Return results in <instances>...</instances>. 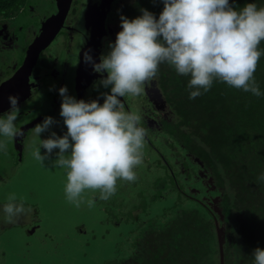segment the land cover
I'll return each mask as SVG.
<instances>
[{"label":"clouds","instance_id":"1","mask_svg":"<svg viewBox=\"0 0 264 264\" xmlns=\"http://www.w3.org/2000/svg\"><path fill=\"white\" fill-rule=\"evenodd\" d=\"M162 4L158 16L143 7L132 18L120 13V30L98 62L89 51L83 53L85 63L101 74L93 86L109 89L98 93L102 102L78 99L61 85L59 115L66 131L62 135L52 131L57 121L50 115L32 128L36 143L30 145L31 155L42 163L58 150L51 162L64 170L65 198L76 207L84 203L85 190L107 201L117 191L118 180L137 179L135 169L142 163L148 130L141 115L126 110L121 98L141 95L161 64L189 77V99L207 92L214 80L264 96L254 77L264 55L259 47L264 41V0L259 4L247 0L239 8L233 6L234 0H162ZM7 100L9 108L0 114V152H6L5 138L23 135L15 123L19 97L9 93ZM45 132L49 135L42 139ZM0 210L12 223L29 215L32 207L10 194ZM251 257L253 264H264V248L254 247Z\"/></svg>","mask_w":264,"mask_h":264},{"label":"trees","instance_id":"2","mask_svg":"<svg viewBox=\"0 0 264 264\" xmlns=\"http://www.w3.org/2000/svg\"><path fill=\"white\" fill-rule=\"evenodd\" d=\"M24 1L0 0V13L12 14ZM246 2L234 0L233 6ZM142 7L158 16L163 4L162 0H123L129 18L139 15ZM259 47L264 49V41ZM254 77L264 91V55ZM188 79L161 64L155 85L159 101L144 91L140 95L150 115L155 106L167 105V114L158 123L163 136L156 142L148 131L145 138L162 172L154 177L150 190L129 200L128 216L116 214L103 202L105 221L132 224L120 239L130 240V254L104 264H220L215 218L222 227L224 264H253L251 250L264 248V96L214 80L207 92L189 99ZM96 90L109 91L102 86ZM197 169L206 176L208 198L193 196L187 188L186 180L196 182ZM171 196V204L153 213L154 203Z\"/></svg>","mask_w":264,"mask_h":264},{"label":"rangeland","instance_id":"3","mask_svg":"<svg viewBox=\"0 0 264 264\" xmlns=\"http://www.w3.org/2000/svg\"><path fill=\"white\" fill-rule=\"evenodd\" d=\"M12 35L13 32L10 30L0 29V36L6 41L12 40L14 37ZM14 47L16 48V45ZM57 47V44L53 46L55 53L59 51ZM65 54L63 51V61L67 58ZM2 58L5 63L10 57L2 55ZM63 66L64 63L60 64L59 69ZM144 92L149 95L147 86L144 87ZM139 96L125 97L127 103H124L128 111L138 112L143 123L149 124L148 120L155 122L153 118L148 117ZM153 109L159 113L165 110V105L162 104L160 109L156 106ZM148 129L153 139L156 138V142L163 136L158 125L149 126ZM51 130L61 135L62 129L58 125L53 124ZM48 135V132L42 133L41 138ZM5 142L10 152L6 153L9 157L7 159L0 153V209L7 202V197L15 194L18 200H23L27 206L32 207V212L25 217L28 218L25 223L21 221L9 223L0 210V264H104L106 261L115 262L118 258L130 254V240L120 239L125 237L126 230L128 231L132 224L117 225L110 223V220L105 221L106 211L103 202L113 211H117L116 214L128 216L126 212L130 207L129 200L138 198L140 191H147L152 186L154 177L162 172L153 160L156 156L154 150L148 151L145 145L142 163L135 169L137 179L134 182L118 180L117 191L107 201H99L95 199V192L85 190L84 203L76 207L65 198L64 170L53 167L51 162L58 150H53L49 158L42 163L35 160L31 155L30 145L36 143V138L32 135L21 161L14 155L12 141L5 138ZM161 145L163 148L164 144ZM41 152H44L42 147ZM168 152L175 159L174 153L171 150ZM200 169H197L196 182L189 183V180H186L187 188L193 196L208 198L206 176ZM89 200L94 202L89 205ZM173 200L174 197L171 196L165 201L154 203L153 213L161 212L162 208L171 204ZM120 210L123 211L119 212ZM135 211L137 213V210Z\"/></svg>","mask_w":264,"mask_h":264},{"label":"flooded vegetation","instance_id":"4","mask_svg":"<svg viewBox=\"0 0 264 264\" xmlns=\"http://www.w3.org/2000/svg\"><path fill=\"white\" fill-rule=\"evenodd\" d=\"M87 1L88 0L71 1L69 11L64 20V26H68V29H60L50 44L40 51L37 64L33 67L32 74L30 76L33 87L29 97L20 103V111L15 121L16 125L23 130V135L10 139V141H12L11 147L13 149L14 155L21 161L24 150L26 149L28 141L32 136L33 126L36 123L41 122L45 115H50L55 118L57 123L54 125L61 127V135L66 131V126L63 124L62 117L59 115L60 96L57 92V89L61 85H66L69 94L76 97V94H74V92L71 90V82L73 77L72 68L76 67V65L73 63L75 60L74 52L77 48V45L74 41L76 36L81 35L80 30L84 31L85 29L84 18L81 13L84 11L88 3ZM92 1L95 0H91V2ZM57 11L56 0H41V3H39V0H25L19 4L16 12H12V14L10 13L7 15L0 13V29L3 28L5 31L10 30V32H13L12 36H14L10 41H6L2 36H0V82L12 74L14 68L17 67V65L21 62L26 45L38 34L41 24L49 16L55 14ZM120 13H123L127 16L125 10L123 9V0H112L110 6L106 10L104 29L106 34L102 37L101 41L102 53L107 51L108 42L114 41L116 32L120 30ZM87 32H89V30H87ZM80 42L82 43L83 41L81 40ZM56 44L59 47H57V50H59L57 53L53 51V46ZM15 45L17 49L14 47ZM63 51L66 52L65 55L67 56L66 60L64 61L62 60ZM2 55H5L7 58L10 57L8 62L4 63V61H2ZM8 63H10V67L6 65ZM63 63V68L59 69L60 64L62 65ZM97 75L98 77L95 81L99 80L101 77L100 73H97ZM156 83L157 80L155 78L145 85L149 88L148 96L150 99H154L153 101H159L157 99L158 93L155 90ZM97 92L98 90H96V87H94L92 84V94L90 95L91 97L89 99H98L100 102H102ZM86 95L87 93L85 96ZM125 97H122L121 101L124 104L125 109L128 110L126 104L124 103H127ZM141 104L143 105V103ZM161 104H159V106ZM146 112L148 113L149 118L157 117L156 120L154 119L155 122L149 121L148 117L145 118V121L147 122L148 120L149 124L143 123V121H141L143 126L149 131V126L158 125L160 117L166 116L165 114H167V109L159 113L153 111L154 114L151 115L147 110ZM9 152L10 150L7 148L6 152L0 153L4 154L7 159L9 157H7L8 155L6 153ZM13 152L11 151V153ZM15 164L16 162L14 165ZM36 226L37 225H35V227Z\"/></svg>","mask_w":264,"mask_h":264},{"label":"water","instance_id":"5","mask_svg":"<svg viewBox=\"0 0 264 264\" xmlns=\"http://www.w3.org/2000/svg\"><path fill=\"white\" fill-rule=\"evenodd\" d=\"M71 1L72 0H56L58 11L49 16L41 24L38 34L26 45L21 62L14 68L9 77L0 82V113L9 108L7 100L9 93L18 95L19 105L29 97L33 87L30 76L33 67L37 64L39 53L50 44L61 28L68 29V26H64V20L69 11ZM87 2L84 11L81 13L84 18L85 29L84 31L80 30L81 35L76 36L74 41L77 45L74 52L75 60L73 61L76 67L72 68L73 77L71 82V90L76 94V97L78 99L85 98V100H89L91 97L92 84L97 79L98 75L92 70L90 64L85 63L83 53L89 51L93 59L97 62L99 61V55L102 53V37L106 34L104 30L106 10L110 6L112 0H95L92 2L88 0ZM87 30H89V32H87ZM81 40L83 41L82 43L80 42ZM104 75H107L106 72ZM86 93L87 95L85 96ZM34 218H36L35 215ZM15 221L25 223L28 221V218L20 216ZM215 223L220 251V264H224L222 227L219 226L216 218ZM33 230L34 228L32 231Z\"/></svg>","mask_w":264,"mask_h":264}]
</instances>
